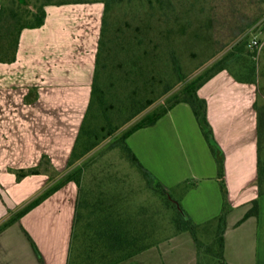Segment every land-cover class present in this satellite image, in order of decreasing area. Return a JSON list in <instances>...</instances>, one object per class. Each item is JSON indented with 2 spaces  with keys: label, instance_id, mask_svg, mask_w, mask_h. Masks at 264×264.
<instances>
[{
  "label": "crops",
  "instance_id": "crops-1",
  "mask_svg": "<svg viewBox=\"0 0 264 264\" xmlns=\"http://www.w3.org/2000/svg\"><path fill=\"white\" fill-rule=\"evenodd\" d=\"M45 13L43 25L21 31L15 59L0 62V222L69 171L90 101L104 4H50ZM197 93L206 100L207 119L223 154L230 207L224 261L264 264V193L259 194L257 179L264 87L225 68ZM126 141L167 192L186 177L201 179L183 199L195 222L219 213L215 161L187 103L177 104ZM36 167L37 174L17 179V171ZM79 194L80 187L67 182L0 231V264H69ZM254 200L257 215L242 220ZM182 234L116 264H198L197 248L186 251Z\"/></svg>",
  "mask_w": 264,
  "mask_h": 264
},
{
  "label": "rangeland",
  "instance_id": "rangeland-1",
  "mask_svg": "<svg viewBox=\"0 0 264 264\" xmlns=\"http://www.w3.org/2000/svg\"><path fill=\"white\" fill-rule=\"evenodd\" d=\"M61 1L86 0H0V8L5 16L14 9L25 23L30 22L24 17L25 11H37L40 6ZM108 1L106 31L102 35L108 41V49L99 63L103 104L93 109L89 123L98 131L101 141L86 154L78 151L70 170L81 173L70 264H79L82 257L87 264H101L100 254L106 242L97 234L98 219L108 212L129 217L133 222L138 220V228L143 224L157 244L179 233L183 218L180 215L187 216L196 225L199 264H217V217L223 203L220 186L219 213L197 223L189 216L183 199L201 179L186 177L166 195L149 183L118 141L145 111L175 99L187 82L204 74L224 56L228 57L224 61L226 67L235 76L248 82L258 80L264 87V0ZM253 40L258 44L250 45ZM156 96L159 101L146 109L148 100ZM262 102L259 99V104ZM137 108L143 112L130 119ZM259 116L264 148V104L259 107ZM193 117L215 161L213 178L217 180V162L194 114ZM182 232L187 239L184 249H196L191 232Z\"/></svg>",
  "mask_w": 264,
  "mask_h": 264
},
{
  "label": "trees",
  "instance_id": "trees-1",
  "mask_svg": "<svg viewBox=\"0 0 264 264\" xmlns=\"http://www.w3.org/2000/svg\"><path fill=\"white\" fill-rule=\"evenodd\" d=\"M95 1H101L104 4V17L101 28V37L99 40L95 75L91 88L90 101L69 161V171L63 174L54 184L48 186L41 193H39L37 196L32 198L29 202L25 203L23 206L19 207L17 210L15 211L10 210L8 212L9 213L8 216L0 222V231L7 228L11 224L17 222L23 215H25L32 208L37 206L40 202H42L45 198L53 194L55 191H57L67 182L74 181L77 184V186L80 187V183H81L80 170L70 172L75 157L77 158L79 156L77 152L79 151L86 154L89 151L93 150L97 146V144L100 143L101 141V137H98L99 136L98 131L95 129L94 126L89 125V123L91 120L90 116L93 114L94 111L93 109H95L97 105L101 106L103 104L104 92L99 82V78H100L99 63L101 60L102 53L106 49H108V45H107L108 41H104L102 35L104 31H106L107 22L105 21L106 19L105 14L106 11L109 9V3H108L109 1L108 0L106 1L95 0ZM75 2H82V1H75ZM61 3H68V2L61 1L57 3H49L47 5L61 4ZM44 6L45 5L40 6L37 11H31V10L25 11L24 17L28 18V21H30L25 23L20 21L21 15L14 9H10L8 11V16H5L4 10L0 8V62H10L15 59L18 38L21 31L24 28H37L43 25L46 14ZM227 58L228 57L224 56L204 74L202 75L200 74L195 78H193L191 81L187 82L184 85V87L181 89V91H179L175 95V99L168 100L167 104L161 103L156 107H154L153 109H150L147 112L145 111V113L138 120H136L130 127L126 128L123 131L118 141L119 143H121L122 149L127 154L130 161L143 172L145 177H147L149 183L153 187L160 188L163 193H166V195H168L167 191L158 182V180L140 164V162L133 154L131 149L127 146L126 139L136 130L154 125L157 122V120H159L163 115H165L169 110H171L174 106H176L179 103H187L191 107L192 112L199 124V127L204 135L206 142L209 145V148L218 166L217 181L219 182V186L221 189L223 203H222L221 212L217 217L218 226H219L218 228L220 230L219 231L220 234L218 237L220 250L216 257L217 264H227L224 261V256H223V249H224L223 231L225 227L226 216L230 210V207L228 204V190L224 177L223 154L217 142L215 141L212 129L207 119L206 100L199 97L197 91L202 86V84H204L212 76H214L216 73L220 72L221 70L227 68L224 62ZM157 101H159L158 96L149 99L146 105L147 106L146 109L153 106ZM142 112H143L142 109L137 108L136 112L133 115H131L129 118L131 119L132 116L136 117ZM129 118L127 120H129ZM98 138H100L99 141ZM103 138H105V136ZM263 150L264 148L261 145V139H259L258 162H257V174H258L257 179L259 186V194L264 193V158L262 156ZM44 160H46V157H43V161ZM38 172H39L38 167L19 170L16 172L17 179L20 180L21 178L27 175L37 174ZM257 213H258V202L257 200H254L252 202L251 208L246 212L242 220L248 218L249 216L257 215ZM180 216H183L182 224L179 227L180 232L184 230H188L191 232L194 241L196 243L198 253H200V243L195 235L196 225H194L191 222L189 217L184 215H180ZM98 222L100 224V227L98 229L97 234L99 238H101L106 242V244L103 246V252L100 254V258H102L101 264H116L122 262L138 254L139 252L157 244L152 238L153 235L151 233L149 234L147 229L145 230L143 224L141 225V228H138V223H137L138 220L133 222V220H130L129 217H122L118 214L114 215L113 213L108 212L102 215L98 219ZM71 248H72V244H71ZM113 249L115 250L117 249L119 251L115 252ZM71 253H72V249H71ZM71 253H70V260H71ZM84 259L85 258L82 257L79 264H87V261ZM70 260H69V264H70Z\"/></svg>",
  "mask_w": 264,
  "mask_h": 264
},
{
  "label": "built area",
  "instance_id": "built-area-1",
  "mask_svg": "<svg viewBox=\"0 0 264 264\" xmlns=\"http://www.w3.org/2000/svg\"><path fill=\"white\" fill-rule=\"evenodd\" d=\"M257 44H258V41L257 40H253L250 45H257Z\"/></svg>",
  "mask_w": 264,
  "mask_h": 264
}]
</instances>
